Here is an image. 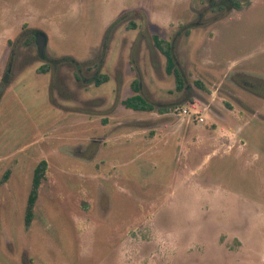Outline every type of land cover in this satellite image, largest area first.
Segmentation results:
<instances>
[{
	"label": "rangeland",
	"instance_id": "374dc122",
	"mask_svg": "<svg viewBox=\"0 0 264 264\" xmlns=\"http://www.w3.org/2000/svg\"><path fill=\"white\" fill-rule=\"evenodd\" d=\"M251 2L0 0V264H264V0ZM153 35L173 43L183 91ZM134 80L170 111L125 108Z\"/></svg>",
	"mask_w": 264,
	"mask_h": 264
},
{
	"label": "trees",
	"instance_id": "16d2710c",
	"mask_svg": "<svg viewBox=\"0 0 264 264\" xmlns=\"http://www.w3.org/2000/svg\"><path fill=\"white\" fill-rule=\"evenodd\" d=\"M229 3L232 5V8L238 11H244L248 9L252 2L251 0L242 2L240 0H229ZM226 6H219L218 8L223 10ZM135 27V25H132ZM35 37H32L31 40L33 41ZM154 46L158 49V51L165 57L166 59V73L168 75H173L175 78L176 83V91L181 92L185 89V77L183 73L178 68L174 46L171 41L161 38L159 35L152 36ZM50 67L48 65L42 66L39 69L40 74H45L49 71ZM110 80L109 76L106 74H100L96 78V86H101L102 84L108 82ZM202 88L203 86L198 82ZM131 89L134 94L127 99L123 100L122 104L125 108L137 111V112H154L157 111L161 114H165L170 111L169 107H160L157 108L154 104L150 103L142 96L141 86L139 80H134L131 84ZM48 169V163L46 160H41L38 165L36 166L33 174V181L32 187L27 199L26 209H25V218L24 224L26 228H29L35 218V207L39 198L40 194V187L42 185L43 180L46 177ZM11 175V170H7L2 178V183H6Z\"/></svg>",
	"mask_w": 264,
	"mask_h": 264
},
{
	"label": "water",
	"instance_id": "95a60500",
	"mask_svg": "<svg viewBox=\"0 0 264 264\" xmlns=\"http://www.w3.org/2000/svg\"><path fill=\"white\" fill-rule=\"evenodd\" d=\"M36 43L38 45L39 52H40L41 56H43L44 52H45V49H46V45H47L46 36L43 35L42 33H38L36 35Z\"/></svg>",
	"mask_w": 264,
	"mask_h": 264
},
{
	"label": "built area",
	"instance_id": "2783aa9c",
	"mask_svg": "<svg viewBox=\"0 0 264 264\" xmlns=\"http://www.w3.org/2000/svg\"><path fill=\"white\" fill-rule=\"evenodd\" d=\"M172 113H178L179 115L183 114L186 115L188 114V110L182 109V108H176ZM199 122H204V118L202 117H197Z\"/></svg>",
	"mask_w": 264,
	"mask_h": 264
},
{
	"label": "flooded vegetation",
	"instance_id": "af4514ba",
	"mask_svg": "<svg viewBox=\"0 0 264 264\" xmlns=\"http://www.w3.org/2000/svg\"><path fill=\"white\" fill-rule=\"evenodd\" d=\"M37 35V34H36Z\"/></svg>",
	"mask_w": 264,
	"mask_h": 264
}]
</instances>
